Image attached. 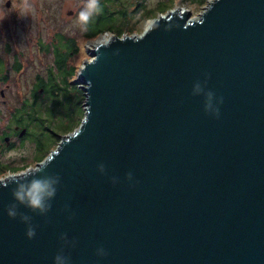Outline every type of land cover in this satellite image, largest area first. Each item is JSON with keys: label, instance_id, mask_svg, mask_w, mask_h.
Listing matches in <instances>:
<instances>
[{"label": "water", "instance_id": "water-1", "mask_svg": "<svg viewBox=\"0 0 264 264\" xmlns=\"http://www.w3.org/2000/svg\"><path fill=\"white\" fill-rule=\"evenodd\" d=\"M151 20L93 41L80 124L0 179V264H264V0ZM33 178L43 212L12 195Z\"/></svg>", "mask_w": 264, "mask_h": 264}, {"label": "rangeland", "instance_id": "rangeland-1", "mask_svg": "<svg viewBox=\"0 0 264 264\" xmlns=\"http://www.w3.org/2000/svg\"><path fill=\"white\" fill-rule=\"evenodd\" d=\"M198 1L200 0H97L100 11L89 19L106 20L104 23L91 24L95 30L109 28L128 34L127 30L133 29V33L139 34L149 27L153 17L175 8H179L180 12L187 11L190 18L199 17L211 0H204L202 4H198ZM20 2L27 7L21 8L20 11H23L18 14H6L7 21L1 22L3 29L0 30V42L8 43L9 49L3 52V64L0 65L1 74L5 77H0V131L3 126L12 122L14 115L22 118V104L25 100L29 102L32 99L29 91L40 82H44L43 92L39 86L36 87V98L39 101L35 103V109L44 130L43 127L24 120L23 125L31 124V128H27V136L30 133L32 136L29 140L23 139V142L14 138L15 146L0 155V161L9 165L0 167V179L34 169L50 150L56 148L64 136L63 131L77 128L84 111L81 83L75 80L78 70L90 58L93 41H107L112 35H116L104 31L94 38L84 37L87 27H81L76 12L85 0ZM70 39L74 50L67 56L62 72L56 76L55 56L58 58L61 55L57 51L66 50ZM13 59L18 61L17 71H14ZM72 67L75 68L74 76L69 73ZM48 71L52 72L55 80L48 77ZM69 108L73 110L72 115ZM37 135L43 138H40L41 148H35L34 151L33 147L39 145V139L33 138ZM44 150H47L44 158L38 159ZM18 165L23 167L14 170V166Z\"/></svg>", "mask_w": 264, "mask_h": 264}, {"label": "clouds", "instance_id": "clouds-1", "mask_svg": "<svg viewBox=\"0 0 264 264\" xmlns=\"http://www.w3.org/2000/svg\"><path fill=\"white\" fill-rule=\"evenodd\" d=\"M99 5L97 0H85L83 5L79 7L76 12V18L81 23L82 28H86L89 18L94 14L99 12ZM195 90H199L196 88ZM207 96L210 98L211 93H208ZM208 103L205 104V109L208 108ZM218 110L213 109V114H217ZM102 170V165L98 166ZM55 183L54 179L48 178H33L27 183H19L14 189L12 195L14 199L18 202L25 204L27 207L43 212L47 206V200L52 196L55 189L53 184ZM7 215L9 217L16 216L15 206H9L7 208ZM21 220L25 222L24 235L27 238H31L34 234L33 226L28 223V217L22 216ZM97 255H103L104 249L98 247L96 249ZM53 264H68V257L62 252H56L52 257Z\"/></svg>", "mask_w": 264, "mask_h": 264}, {"label": "flooded vegetation", "instance_id": "flooded-vegetation-1", "mask_svg": "<svg viewBox=\"0 0 264 264\" xmlns=\"http://www.w3.org/2000/svg\"><path fill=\"white\" fill-rule=\"evenodd\" d=\"M20 1H22L24 3H27L29 1H37V0H0V30L3 29V26H2V23L1 22L2 21H4V22L7 21L6 14H10V15L11 14H18V13H20V12L23 11V10L20 11L21 8L24 9V8L27 7L24 4L21 5V2ZM6 49H9L8 43L0 42V65L1 66L3 64L2 55H3V52ZM13 61H14V59H13ZM17 62L18 61L16 59L13 62V64H14L13 65L14 66V71H17L18 70L19 64ZM1 73H2V70H1V67H0V77L2 79H4L5 77ZM35 90H36V86L34 88H31V90L29 91V95H31L32 99L29 100V102H27L26 100L24 101L25 106H24L23 109H25V112H24L25 114L22 116V118H18L17 115L16 116L14 115L13 119L11 120L12 122H10L9 124H7V125L3 126V128H1V131H0V155H2L5 150L12 149L15 146V141L13 140L14 138H17L18 141H21L22 140V142H23V139L24 140H26V139L29 140V138L32 136V133H30V135L27 136V128H31L30 127L31 124L28 123V124L23 125V122H24V120L27 119L31 123H33L31 121V117H32L31 116V108H32L31 104H34L35 105V103L39 101L36 98L37 93L35 92ZM40 90L43 91L42 88H40ZM2 93L3 92L1 90V94ZM21 109H22V107H21ZM38 136L39 135H37V136H35L33 138L38 139ZM4 138H8V143H5ZM42 138H43V136H42ZM19 144H21V142ZM35 148H36V150L37 149H40L41 148V145H40V147H39V145H35L33 147V150L34 151H35ZM7 165L8 164H3L0 161V167H3V166L6 167ZM19 165L18 166H14V167H19ZM5 167H4V169H5Z\"/></svg>", "mask_w": 264, "mask_h": 264}, {"label": "trees", "instance_id": "trees-1", "mask_svg": "<svg viewBox=\"0 0 264 264\" xmlns=\"http://www.w3.org/2000/svg\"><path fill=\"white\" fill-rule=\"evenodd\" d=\"M204 2V0H200V1H198V4H202ZM106 20L104 19V18H99V19H94L93 21H92V19H89L88 20V22H87V25H86V27H87V29H86V31L83 33V35H84V37L85 38H94L97 34H99L100 32H104V31H110V32H112V33H114V34H116V35H118V36H121L122 34H123V31L122 30H114V29H109V28H101V29H98V30H95V29H93V27L91 26V24H93V23H95L94 25H96L97 24V22L98 23H104ZM128 31V34H131V33H133V29H128L127 30ZM72 39H70V40H68L67 41V47H66V50L63 52V51H57V53H61V55L57 58V56H55L56 57V61H55V68H56V70H57V73H56V76H57V74L58 73H60V72H62V70L64 69V62H65V60H66V58H67V56L69 55V54H71V52H72V50H74V48H73V46H72ZM62 55L64 56V58H62ZM70 74H73V76L75 75V68L74 67H72V69H71V71L69 72ZM49 76H51L54 80L56 79L54 76H53V74H52V72H50V71H48V77ZM39 82V81H38ZM40 87V88H42V86H44V82H40L39 83V85L36 83V87ZM43 92V91H42ZM24 106H25V103L23 102V104H22V109H20V110H23V113L25 112V109H23L24 108ZM31 106H32V108H31V121L33 122V123H35V124H37L38 126H41V127H43V124H41L40 122H39V120H40V118L38 117V112H37V110L35 109V105L34 104H31ZM68 111H69V113L72 115V108H69L68 109ZM25 114V113H24ZM42 130H44V127H43V129ZM70 131V130H69ZM69 131H63L64 132V134L66 133V132H69ZM40 138H42V137H40V135L38 136V139H39V147H40V145H41V143H40ZM55 142V141H54ZM46 152H47V150H44L42 153H41V155L39 156V158L38 159H43L44 158V156H45V154H46ZM23 166H19V167H14L15 169L14 170H16V169H21Z\"/></svg>", "mask_w": 264, "mask_h": 264}, {"label": "bare ground", "instance_id": "bare-ground-1", "mask_svg": "<svg viewBox=\"0 0 264 264\" xmlns=\"http://www.w3.org/2000/svg\"><path fill=\"white\" fill-rule=\"evenodd\" d=\"M153 23H154V20H153V21H150V23H149V25H148V26L150 27V26H151ZM149 27H148V28H149ZM98 42H105V41H103V40H100V41H98ZM90 52H91V51H90Z\"/></svg>", "mask_w": 264, "mask_h": 264}]
</instances>
